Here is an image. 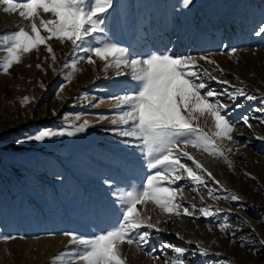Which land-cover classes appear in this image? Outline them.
Instances as JSON below:
<instances>
[{"label":"rangeland","instance_id":"1","mask_svg":"<svg viewBox=\"0 0 264 264\" xmlns=\"http://www.w3.org/2000/svg\"><path fill=\"white\" fill-rule=\"evenodd\" d=\"M4 7L0 4V35L18 27L30 31L19 9L5 12ZM43 15L50 18V14ZM105 20H113L111 26H105L107 38L135 53L209 56L225 71L218 72L204 60H199L201 68L229 81L227 85L207 81L211 88L222 92L235 86L258 98L264 96V34L256 35L264 26V0H192L186 8L183 0H113ZM49 43L55 62L41 45L8 73L0 69V235L16 237L0 240V264H52L58 254L63 255L57 264H79L72 256L78 246L70 244L63 233L91 237L116 226L119 217L112 193L141 185L153 171L146 166L139 140L110 130L118 127L110 123L115 110L111 97L123 94L116 85L128 77H117L114 68L105 73L97 60L96 64L81 60L91 53L73 52L70 42L52 39ZM233 48L237 51L229 55ZM5 55L0 50V57ZM72 60L80 70L69 82ZM123 70L130 73V69ZM23 97L34 99L22 103ZM219 98L229 102L227 96ZM236 103L242 106L236 108L232 103L229 110L234 141L217 140L233 167L223 158L189 145L186 150L212 173L211 177L200 173L204 184L188 179L178 182L183 189L178 201L196 214L169 218L150 202L138 205L151 215L152 222L159 218L166 231L154 233L143 251L125 244L127 264H164L177 254L171 248L161 249L163 243L189 250L188 264H264V245L260 243L264 239V112L256 111L264 105L259 99L243 97ZM243 115L251 118V128L240 119ZM84 119L91 124L82 133L15 143L40 129L72 130L73 124L78 126ZM200 125L212 135L210 119L201 118ZM182 160L194 167L186 157ZM106 179L115 184H105ZM208 189L220 199L209 197ZM230 193L242 200L225 199ZM203 207L226 211L205 217L199 212ZM223 223L229 225L224 232L219 228ZM197 242L209 249L207 256L191 255Z\"/></svg>","mask_w":264,"mask_h":264},{"label":"snow or ice","instance_id":"2","mask_svg":"<svg viewBox=\"0 0 264 264\" xmlns=\"http://www.w3.org/2000/svg\"><path fill=\"white\" fill-rule=\"evenodd\" d=\"M191 3L192 0H183V7L186 8ZM0 4L5 5V12L19 9V16L28 21L30 27V31L25 27H18L17 30L0 35V50L6 52L5 56L0 57V69L4 73H8L14 64L20 63L25 54L34 50L38 52L41 45L45 46L51 60L55 62L56 55L49 41L56 39L61 43L70 42L73 52L79 50L91 53L80 59L96 64L93 57L98 58L103 62L105 73L109 68H114L117 77H128L124 83L116 85L123 94L111 97L115 101V110L110 123L118 127L110 130L121 137L139 140L146 166L153 171L141 185L131 190L117 188L112 193L115 198L114 211L119 217L116 226L91 237L76 232L63 233L70 238V244L78 246L72 256L79 264H127L123 253L125 244L135 245L143 251L154 233L166 231L160 227L162 221L159 218L152 222L151 215L138 208V205L146 206L150 202L169 218L182 214L194 216L196 213L184 207L177 199L178 193L183 192L178 182L188 179L198 185L204 184V177L200 173H206L209 177L212 173L186 150L187 147L190 145L198 151L202 149L209 155L221 157L230 168L233 167L232 161L217 143V140L225 139L234 141L235 126L229 111L231 104L234 103L236 108H240L242 105L236 101L243 97L249 101L259 99L261 105H264V96L258 98L235 86L232 91L225 88L222 92L211 88L207 81H217L225 85L229 81L219 80L207 68H201L199 60H204L214 65L218 72L225 71L209 56L194 57L191 54L175 55L168 52L138 54L107 38L105 14L112 8L113 0H0ZM43 14H50V18L45 19ZM261 34H264V26L256 32L258 36ZM94 43L96 46H93ZM236 51L235 48L231 49L229 55ZM37 67L42 65L38 64ZM65 67L69 65L66 63ZM70 67L69 82L72 75L80 70L76 60L71 61ZM125 68L130 69V73L125 72ZM63 88L61 85L60 90L63 91ZM224 96H227L230 103L219 98ZM30 99L34 97H23L22 103H27ZM256 111L264 112V107ZM53 113L55 114V110ZM201 118L212 121V135L201 127ZM76 119H80L79 114ZM99 119L108 117L100 116ZM240 119L248 128L252 127L248 115H243ZM90 124L89 120L84 119L78 126L73 124L72 130L40 129L35 134L17 139L15 143L22 145L29 141L42 142L55 136H73L84 132ZM124 143L128 144L129 141L124 140ZM227 151L230 152L231 149ZM183 157L192 161L194 167L184 163ZM103 182L109 186L115 184L111 179ZM208 196L220 199L214 195L212 189H208ZM224 198L237 202L242 200L236 193H230ZM200 199L203 200L204 197L201 196ZM191 207L196 208L194 204ZM222 211L226 210L217 208L212 211L210 207L199 209L200 214L205 217ZM228 227L227 223L219 225L222 232ZM176 235L183 239L180 233ZM13 239L16 237L0 235V240ZM260 243L264 245V239ZM166 248L173 249L177 255L166 259L164 264H188L186 254L189 250L168 243L161 244V249ZM208 254L209 249L199 242L196 249L191 251L192 256ZM62 255L54 257L52 264H57Z\"/></svg>","mask_w":264,"mask_h":264},{"label":"bare ground","instance_id":"3","mask_svg":"<svg viewBox=\"0 0 264 264\" xmlns=\"http://www.w3.org/2000/svg\"><path fill=\"white\" fill-rule=\"evenodd\" d=\"M112 22H113V20H108L107 22H105V26H106V27L111 26V25H112ZM96 60H97L100 64H103V62L100 61L98 58H96Z\"/></svg>","mask_w":264,"mask_h":264},{"label":"trees","instance_id":"4","mask_svg":"<svg viewBox=\"0 0 264 264\" xmlns=\"http://www.w3.org/2000/svg\"><path fill=\"white\" fill-rule=\"evenodd\" d=\"M210 37V36H209Z\"/></svg>","mask_w":264,"mask_h":264}]
</instances>
